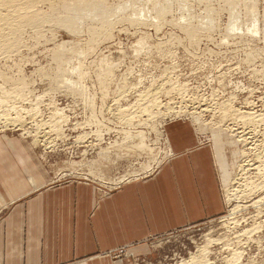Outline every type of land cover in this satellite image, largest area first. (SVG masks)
<instances>
[{
    "label": "rangeland",
    "instance_id": "374dc122",
    "mask_svg": "<svg viewBox=\"0 0 264 264\" xmlns=\"http://www.w3.org/2000/svg\"><path fill=\"white\" fill-rule=\"evenodd\" d=\"M32 1L47 16L39 27L12 38L0 25L11 37H0V179L13 171L34 190L82 183L109 196L158 175L175 158L170 133H188L212 165L222 209L114 255L264 264V172L252 170L264 151V40L245 32L264 31V0ZM234 21L242 32L228 31ZM149 95L156 106L145 109ZM249 112L263 116L249 123ZM192 176L203 204L211 177Z\"/></svg>",
    "mask_w": 264,
    "mask_h": 264
},
{
    "label": "crops",
    "instance_id": "0c3cea01",
    "mask_svg": "<svg viewBox=\"0 0 264 264\" xmlns=\"http://www.w3.org/2000/svg\"><path fill=\"white\" fill-rule=\"evenodd\" d=\"M169 141L170 164L109 196L96 195L89 184L34 190L27 174L2 177L0 210H7L0 214V264H127L114 254L133 256L146 238L199 221L208 211L217 214L222 204L212 165L203 164L191 134L173 131ZM192 171L199 181L211 177L203 204Z\"/></svg>",
    "mask_w": 264,
    "mask_h": 264
},
{
    "label": "bare ground",
    "instance_id": "6f19581e",
    "mask_svg": "<svg viewBox=\"0 0 264 264\" xmlns=\"http://www.w3.org/2000/svg\"><path fill=\"white\" fill-rule=\"evenodd\" d=\"M181 5V4H180ZM183 5V4H182ZM181 5V6H182ZM90 7H91V5H89ZM185 6V5H184ZM183 6V7H184ZM89 7V8H90ZM34 8V2L32 1V0H0V25H1V27L2 28H6V30L7 31H10L11 29V32H10V35H11V33H12V31H13V33H12V38H14L13 36V34H15V33H17L18 34V31H20L19 29L21 28L20 26H22V25H24V26H26L27 24H29V26H30V24L31 25H33L34 27H37L38 26V24H42V20H44V18L45 17H47V16H44V18H43V16H41L40 15V12H38L37 10H34L33 9ZM120 7H118V9L116 8V11L118 10H120L119 9ZM92 9V8H91ZM90 9V10H91ZM165 9H166V7H165ZM165 9L163 8H160V9H158L159 11H157V17L159 16V18L162 16V17H164L163 16V14L165 15L166 13H168V11L166 12L165 11ZM32 10H34V12L32 11ZM89 10V9H88ZM121 10H122V8H121ZM167 10H168V8H167ZM86 11H87V7H86ZM85 10H84V13L86 12ZM117 11V12H118ZM88 13H89V11H87ZM86 12V13H87ZM90 12H92V10L90 11ZM115 12V11H114ZM77 13V12H76ZM80 13L78 12V15H79ZM72 15V14H71ZM71 15H69V16H71ZM73 15H75V13L73 14ZM73 17V18H72ZM72 17H68L67 16V18H70V20L72 19H74V21H81L80 19H79V17L78 16H72ZM80 17H81V14H80ZM161 17V18H162ZM105 18V17H104ZM46 19V18H45ZM103 19V18H102ZM106 19V18H105ZM69 19H67V21L66 22H68L69 23V21H70ZM71 20V21H72ZM42 21V22H41ZM71 21H70V23L69 24H71ZM41 22V23H40ZM236 21H234V22H231V24L228 26L229 28H231L230 30H228L229 32H234V31H243V29H240V27L239 26H237L236 24ZM37 25V26H36ZM39 27V26H38ZM9 28H10V30H9ZM241 28H243L242 26H241ZM1 30V29H0ZM1 31H3V30H1ZM1 31H0V34H1ZM4 31H5V29H4ZM3 31V32H4ZM241 31V32H242ZM245 32H247V33H250V34H252V35H260L261 37H262V40H264V31H260L259 30V28H258V26L255 24V23H253V24H250L249 26H245ZM5 33V32H4ZM4 33L2 34V37H1V35H0V37L1 38H4L5 39V36L6 35H8L9 37H10V35L9 34H5V36H4ZM9 33V32H8ZM16 34V35H17ZM4 36V37H3ZM8 38V37H7ZM11 38V37H10ZM16 38H17V36H16ZM4 39H1V41H0V43L2 42V40H3V42L2 43H4V42H7V41H4ZM6 40V39H5ZM10 40H12V39H10ZM14 40V39H13ZM5 44V43H4ZM82 54V53H81ZM68 65V64H67ZM152 96L151 95H149V98H150V100H152V98H151ZM146 102L145 103H147V99L145 100ZM148 103H150V105L148 104ZM148 103H147V105L146 104H143V108H148V107H152V105H154L155 103H154V100H152V101H148ZM152 103V104H151ZM146 105V106H145ZM155 106H156V104H155ZM230 111H232V110H230ZM251 112V111H250ZM247 113L248 114V116L250 115V116H254L256 113ZM247 114H245L246 115V117L245 116H241V117H243V119H246V121H248L249 120V123H250V121L251 120H253V118L252 117H248L247 116ZM122 115V114H121ZM121 115H120V117H121ZM262 117L263 115H255L254 116V119H256L257 117ZM122 117H124V115L122 116ZM251 119V120H250ZM13 120V119H12ZM14 121L15 122H17L15 119H14ZM243 121V120H242ZM254 121V120H253ZM15 122L13 123V121H11V123L12 124H15ZM7 124V123H6ZM10 124V123H9ZM245 124V123H244ZM247 124V123H246ZM249 125V124H248ZM253 133V132H252ZM238 134V133H237ZM241 134H243V133H241ZM240 134V135H241ZM256 134V133H255ZM261 136H263V135H261ZM240 137V136H239ZM247 137V136H246ZM243 139V138H242ZM241 139V140H242ZM263 139V138H262ZM247 139H245L244 141H246ZM261 142H264V141H261ZM245 143V142H244ZM246 143H248V141L246 142ZM249 145V144H248ZM247 146V145H246ZM262 146V145H261ZM251 149V148H250ZM255 149V148H254ZM259 149V148H258ZM245 155V154H244ZM252 155V154H251ZM256 155V154H255ZM258 157H256L257 158V160H258V163H259V165L257 166V167H254L255 166V164L254 165H251V164H249L248 163V161L246 162V164H244L245 162H243V167H254L252 170H256V172H264V151L262 150V148H261V151H259L258 152ZM254 160V159H253ZM248 169V168H247ZM241 170H244V168L243 169H241ZM245 170H246V168H245ZM249 170V169H248ZM254 186V184L253 183H247L245 186H244V188H245V190H247V189H250L251 187H253ZM233 191H235L236 193L235 194H233V196H234V198L236 197V194L237 193H241V191H239V190H233ZM244 192V191H243ZM235 200H237V198H235ZM261 199H259V201H260ZM259 201H256V202H254L253 204H252V206H256V205H259ZM239 202V201H238ZM243 207H245L244 205H243ZM242 207V208H243ZM237 208V207H236ZM245 209V208H244ZM236 209H234L233 211H235ZM237 211V210H236ZM235 213V212H234ZM231 221L232 222H227L228 224H227V226L230 224V225H237L238 224V222H236V221H234V220H232L231 219ZM226 223V222H225ZM205 254V253H204Z\"/></svg>",
    "mask_w": 264,
    "mask_h": 264
}]
</instances>
